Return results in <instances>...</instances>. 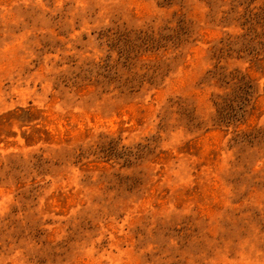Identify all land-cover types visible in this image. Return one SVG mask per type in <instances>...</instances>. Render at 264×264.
<instances>
[{
    "label": "rangeland",
    "instance_id": "374dc122",
    "mask_svg": "<svg viewBox=\"0 0 264 264\" xmlns=\"http://www.w3.org/2000/svg\"><path fill=\"white\" fill-rule=\"evenodd\" d=\"M0 264H264V0H0Z\"/></svg>",
    "mask_w": 264,
    "mask_h": 264
}]
</instances>
